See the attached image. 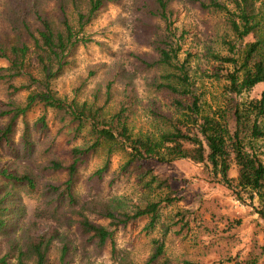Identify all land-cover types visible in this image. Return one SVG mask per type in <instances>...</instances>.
Returning a JSON list of instances; mask_svg holds the SVG:
<instances>
[{
    "label": "rangeland",
    "instance_id": "rangeland-1",
    "mask_svg": "<svg viewBox=\"0 0 264 264\" xmlns=\"http://www.w3.org/2000/svg\"><path fill=\"white\" fill-rule=\"evenodd\" d=\"M37 0H0V41L5 45L12 43L15 34L8 13L17 6L30 7ZM146 0H117L108 3L86 27L85 33L94 40L88 46H78L73 52L71 64L64 68L61 75L52 82L54 93L68 100L76 97L79 101L91 100L97 90L104 91L110 79L108 71L126 68L133 71L134 55L154 56L153 50L145 43L146 31L155 24L152 32L158 30L159 23L143 10ZM178 11L180 30L187 32L181 59L185 53L191 54L190 75L194 82L193 92L209 113L224 105L226 82L217 79V72L227 68L214 55L229 54L227 41H235L225 13L207 9L203 11L199 3L191 0H173ZM227 3V0H220ZM40 12L50 19L55 28H62V20L67 17L77 26V13L74 3L69 0H38ZM63 4V8H62ZM78 6L86 10L85 0H78ZM228 6L232 9L233 5ZM256 12H264V0H257ZM37 26V25H36ZM141 27V30L139 29ZM35 28V27H33ZM254 41L250 36L243 42H237L241 52L246 43ZM29 45L33 43L29 41ZM10 67L9 61L0 56V68ZM94 71L93 74L90 72ZM38 74L33 68L29 71ZM159 74L155 70H137L134 72V84L139 98L132 129L135 134L157 135L164 128L163 121L156 114H171L178 117L175 100L181 97L155 92L150 87L152 78ZM28 83V79L17 78L16 86ZM9 85L0 81V108L25 106L29 92L20 90L12 95ZM264 83L244 92L234 99L246 109L250 103L261 100ZM119 96L116 95L106 109L108 114L116 111ZM188 103L187 100H184ZM155 115V116H154ZM44 117L46 129L38 132L36 153L26 161L30 169L40 175V186L29 191L26 187L14 189L24 214H15L6 230H0V259L5 264H20L19 254L28 244L45 234H58L57 242L52 246L49 264H59L61 242L69 243L68 264H147L163 246V254L151 264H264V221L256 213L250 201L237 200L234 191L227 187L210 164H194L189 160H178L161 164L156 161L144 165H133L123 169L127 158L122 153L113 154L107 173L101 181L90 177L106 161V146L90 155L80 170L74 190L79 199L77 203L61 205L41 190L51 183L61 184L67 180L66 173L51 172L47 165L51 160L64 164L72 162L71 151L74 147H84L90 141L85 128L76 134V126L62 121L56 111L35 105L25 116L17 120L12 140L20 146L21 133L29 123L34 128L37 121ZM7 119L0 122V127ZM264 130V116L259 118ZM251 146L264 163V137L251 139ZM250 149V147H249ZM9 152L0 146V168H7L12 162ZM156 176L153 182L152 178ZM230 178H237V167L232 166ZM11 188L7 180L0 177V188ZM172 196L174 202L161 203L158 218L153 226L152 218L131 221L126 225L114 227L111 220L103 218L94 209L101 210L105 201L121 212H133L149 202H157ZM98 203L99 207H94ZM186 213L187 224L180 221V213ZM18 213V212H17ZM81 214L92 223L113 231L112 240L104 248L90 243L88 237L79 229ZM114 244V246L112 245ZM33 264L32 258L24 261Z\"/></svg>",
    "mask_w": 264,
    "mask_h": 264
},
{
    "label": "trees",
    "instance_id": "trees-1",
    "mask_svg": "<svg viewBox=\"0 0 264 264\" xmlns=\"http://www.w3.org/2000/svg\"><path fill=\"white\" fill-rule=\"evenodd\" d=\"M69 1L76 7L77 26L72 25L65 17L62 28H55L50 19L40 12L38 0L30 7L17 6L8 13L11 23L15 25L14 30L20 32L15 34L9 45L0 41V56L10 64L7 69L0 68V81L9 85L12 95L23 89L29 94L25 106L10 104L9 109L0 108V122L7 119V123L0 127V146L13 159L7 168H0V177L11 185V188H0V230L7 229L13 215L24 214L23 206L16 203L17 193L14 189L26 187L33 191L40 186L39 173L22 163L35 155L36 136L47 128L45 118L37 121L36 126L41 125L39 130L26 123L19 147L12 140L17 120L39 104L56 111L62 121L75 125L76 134L86 128L90 136L86 146L72 149L70 164L55 159L47 165L51 172L67 174V180L63 183H51L41 190L43 196L50 197L60 205H73L79 201L74 190L79 170L91 154L106 146V161L90 177V181L103 179L109 169L110 157L116 153H122L127 158L124 170L149 161L165 164L189 160L194 164H210L224 184L234 191L237 200L250 201L251 205L258 202L254 208L264 221V163L251 146V139L264 137V130L259 124V118L264 116V94L261 100L251 102L246 109L234 99V96L264 83V12L261 15L256 12L257 0H227V3L220 0H191L192 3L198 2L203 11L214 9L225 13L235 37V41L225 40L228 55L213 56L215 60L228 66L216 74L217 79L226 82V96L224 105L209 113L205 112L201 98L193 92L194 82L189 65L191 54L186 52L185 58L181 59L187 32L177 26L178 11L173 6V0H146L143 5V10L149 12L151 18L159 23L157 31L152 32L155 24L145 30V43L150 45L154 56L134 55L137 67L133 71L126 68L108 71L110 79L104 91L97 90L91 100L79 101L76 97L68 100L57 96L52 89V82L71 64L70 58L78 46L86 47L94 41L85 33L86 27L108 3L117 2L85 0L87 8L82 10L78 6V0ZM228 2L233 5L232 9ZM250 36L254 37V41L246 43L239 52L237 42H243ZM29 41L33 43V52ZM32 68L37 71L36 76L29 72ZM137 70L159 72L152 78L150 87L155 92L182 98L175 100L178 117L161 113L154 115L164 124L163 130L157 135L135 134L132 129L133 117L140 106L134 84V72ZM93 73L94 71L90 72ZM17 78L28 79V83L16 86L14 80ZM116 95L119 96L117 109L108 114L106 109ZM233 165L237 167L236 179L229 176ZM156 179L154 176L152 181ZM95 181L92 189L96 186ZM174 201L172 196H167L160 201L137 207L133 212H121L103 201L100 204L103 208L94 210L103 218L111 220L114 227L146 216L152 218L150 226H153L161 203ZM94 207H99L98 203ZM186 213L179 215L180 221L185 225ZM78 225L90 243L99 248H104L112 240L111 229L92 223L83 214ZM57 235L52 233L29 239L19 254L20 264H25L24 261L29 257L33 264H49L52 246L58 240ZM60 249L59 264H68L69 243L61 242ZM162 254L161 245L147 264L153 263ZM5 259L6 257L0 259V264H5Z\"/></svg>",
    "mask_w": 264,
    "mask_h": 264
}]
</instances>
